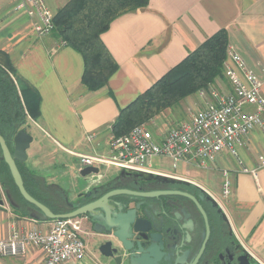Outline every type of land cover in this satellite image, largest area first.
Masks as SVG:
<instances>
[{
	"label": "crops",
	"instance_id": "crops-1",
	"mask_svg": "<svg viewBox=\"0 0 264 264\" xmlns=\"http://www.w3.org/2000/svg\"><path fill=\"white\" fill-rule=\"evenodd\" d=\"M17 1L0 0V51L11 60L19 83L38 92L41 116L37 121L31 119L32 123L27 122L24 128L33 125L32 130L42 133L45 142L37 141L38 147L49 148L48 154L55 153L57 147L79 158L105 155L97 152L103 149L110 153L111 127L120 109L220 29L228 31V48L264 79V0H150L147 7L119 16L102 34L118 69L106 86L94 91L82 82L83 56L54 31L38 34L27 12L16 9ZM44 1L55 14L69 0ZM212 89L229 91L230 82L225 77L218 78L206 91ZM210 100L209 94L202 97L198 91L155 116L148 125L155 132L164 133L170 126L189 121ZM263 158L264 128H255L240 144L239 158L223 151L207 167L182 162L192 168L190 175L187 171L175 174L200 184L215 197L220 196L238 238L264 263V167L256 175L243 171L259 168ZM29 172L45 180L42 175ZM217 177L221 184L215 180ZM226 178L232 187L227 197L223 195ZM0 185L4 190V195L0 193V201L4 200L0 202V239L9 236L14 225L48 228L49 220L22 201L16 203L11 196L12 187L1 182ZM87 249L89 254L88 246ZM43 263L44 253L37 248L30 249L26 256L0 258V264ZM64 264L93 263L87 257Z\"/></svg>",
	"mask_w": 264,
	"mask_h": 264
},
{
	"label": "built area",
	"instance_id": "built-area-1",
	"mask_svg": "<svg viewBox=\"0 0 264 264\" xmlns=\"http://www.w3.org/2000/svg\"><path fill=\"white\" fill-rule=\"evenodd\" d=\"M16 9L27 12L38 34L44 36L53 32L54 13L44 0H18ZM225 69L230 90H200L202 97L209 94L211 100L189 121L170 126L164 133L142 124L127 134L112 135L110 153L80 155L79 170L106 165L128 172L149 173L154 170V159L162 157L170 158L174 167L179 162L207 167L223 151L239 158V146L244 138L255 128H264V79L256 76L244 58L230 48ZM263 167L264 158L259 168H243V171L256 175ZM231 188L226 178L223 184L225 197L231 194ZM49 222L48 228L43 229L14 225L9 236L0 239V258L26 256L30 249L37 248L44 253L43 264L84 261L88 257V234L83 226V216Z\"/></svg>",
	"mask_w": 264,
	"mask_h": 264
},
{
	"label": "flooded vegetation",
	"instance_id": "flooded-vegetation-1",
	"mask_svg": "<svg viewBox=\"0 0 264 264\" xmlns=\"http://www.w3.org/2000/svg\"><path fill=\"white\" fill-rule=\"evenodd\" d=\"M84 178L86 187L71 197L62 187L48 184L55 213L72 212L108 190H122L114 197L121 204V215L157 229L154 238L147 240L131 225L132 231L120 241L112 235H98L91 219L83 216L88 257L93 264H239V258L242 264H264L238 238L220 196L196 182L155 169L149 173L120 170L110 177L100 170ZM59 188L61 192L54 191ZM102 244L107 255L100 251Z\"/></svg>",
	"mask_w": 264,
	"mask_h": 264
},
{
	"label": "trees",
	"instance_id": "trees-1",
	"mask_svg": "<svg viewBox=\"0 0 264 264\" xmlns=\"http://www.w3.org/2000/svg\"><path fill=\"white\" fill-rule=\"evenodd\" d=\"M149 1L69 0L54 14V33L83 56L82 82L90 90L106 86L118 69L116 60L102 40V34L116 18L147 7ZM228 45L226 29H220L207 38L147 91L120 109L111 127L112 135L127 134L135 126L149 122L186 97L210 88L218 78H224ZM40 116L38 92L19 83L11 60L5 52L0 51V134L12 146L14 136L24 128L28 120L37 121ZM23 164L24 162H18L29 193L57 212L48 198V184L32 172L26 173ZM0 180L5 186L14 188L11 196L16 203L19 200L34 208L20 194L9 167L3 160L0 161ZM61 190L58 189L59 192Z\"/></svg>",
	"mask_w": 264,
	"mask_h": 264
},
{
	"label": "water",
	"instance_id": "water-1",
	"mask_svg": "<svg viewBox=\"0 0 264 264\" xmlns=\"http://www.w3.org/2000/svg\"><path fill=\"white\" fill-rule=\"evenodd\" d=\"M33 140V135L24 128L16 133L12 146H10L4 136L0 134V157L1 160L5 161L8 165L15 185L22 197L30 203L43 218L46 220H54L58 218L86 216L91 219L94 231L100 236L112 235L120 241H125V235L132 231L131 225H133L134 231L139 233L141 238L147 240H152L154 238V233L157 231L155 225L151 227L141 226L138 220H127L124 217L125 215H121V204L114 199V197L121 195L123 193L122 190H108L102 197L96 199L91 204L80 206L72 212L61 214L55 213L48 205L32 196L25 186L18 162H26L28 160V150ZM99 171V167L87 166L80 170V174L83 177H87L98 174ZM102 189V187H99V190L102 191ZM3 201L4 200H1L0 202L3 203ZM31 215L35 218L39 217L38 215ZM104 245L105 244H102L100 246V251L104 255H107L102 251ZM239 264H242L241 258H239Z\"/></svg>",
	"mask_w": 264,
	"mask_h": 264
},
{
	"label": "rangeland",
	"instance_id": "rangeland-1",
	"mask_svg": "<svg viewBox=\"0 0 264 264\" xmlns=\"http://www.w3.org/2000/svg\"><path fill=\"white\" fill-rule=\"evenodd\" d=\"M224 77L229 81L225 69V62H224ZM30 123H32L31 119L28 120V124ZM148 123L149 122H144L142 124L148 125ZM30 127L34 128L33 125H28L25 128L29 133L33 135L34 142L31 145V148L29 149L28 152V154H31V156L28 155L29 160H27L23 164L24 171L26 173H29V171L32 170L37 175H42L43 177H45V184L53 183L62 187L69 194V197L73 196L72 194H75L80 190L84 189L87 185V181H85V178L80 174V170H79L81 166L80 158L74 154H71L65 150L60 149L59 147L56 148L55 153L53 154L52 153L48 154L47 151H50L49 148L47 150L39 149L38 147L39 145L37 141L45 142L43 135L36 129L32 130ZM106 146L107 145H105V148ZM75 149L79 150L80 148H75ZM97 152L103 153L105 155L109 154V152L106 149L99 150ZM35 162L39 167L38 169L37 166H35ZM153 164H154V168L170 173L185 174V171H187V173L189 172L188 174L190 175V171L192 169L190 166L189 167L183 166L182 162L177 163L176 167H174V162L167 157H162L160 160L154 159ZM100 170L102 173L106 174V177H110L114 173L120 171V169L115 166H106V165H102L100 167ZM215 180L217 181V183L221 184L219 177H217V179ZM52 191L53 190H50V193H52ZM54 191H58V190L54 189ZM0 193L4 195V190L2 187H0Z\"/></svg>",
	"mask_w": 264,
	"mask_h": 264
}]
</instances>
